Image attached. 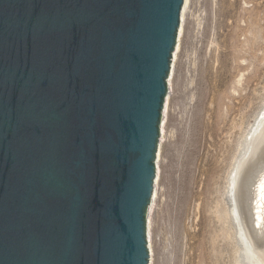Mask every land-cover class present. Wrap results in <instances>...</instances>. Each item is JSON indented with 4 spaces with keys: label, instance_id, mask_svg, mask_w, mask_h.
I'll use <instances>...</instances> for the list:
<instances>
[{
    "label": "water",
    "instance_id": "water-1",
    "mask_svg": "<svg viewBox=\"0 0 264 264\" xmlns=\"http://www.w3.org/2000/svg\"><path fill=\"white\" fill-rule=\"evenodd\" d=\"M185 5L0 0V264H156Z\"/></svg>",
    "mask_w": 264,
    "mask_h": 264
},
{
    "label": "rangeland",
    "instance_id": "rangeland-1",
    "mask_svg": "<svg viewBox=\"0 0 264 264\" xmlns=\"http://www.w3.org/2000/svg\"><path fill=\"white\" fill-rule=\"evenodd\" d=\"M179 43L156 264H243L233 200L264 257V189L256 198L264 171V0H189ZM233 168L237 182L228 194Z\"/></svg>",
    "mask_w": 264,
    "mask_h": 264
},
{
    "label": "bare ground",
    "instance_id": "bare-ground-1",
    "mask_svg": "<svg viewBox=\"0 0 264 264\" xmlns=\"http://www.w3.org/2000/svg\"><path fill=\"white\" fill-rule=\"evenodd\" d=\"M188 1L189 0H186V5H185V9H186V7H187V4H188ZM184 12H185V10H184ZM183 18H184V15H183ZM182 29H183V20H182V25H181V31H180V35H181V33H182ZM180 42V36H179V41H178V46H177V51H178V49H179V43ZM176 51V52H177ZM174 68V67H173ZM172 74H173V72H172ZM172 78V77H171ZM250 131H252V129L250 130ZM264 144V143H263ZM250 144H249V141L246 143V148H248V146H249ZM264 148V145H262V147L259 149V154L260 153H262V151L264 150L263 149ZM259 154H258V156H259ZM261 155V154H260ZM264 155V154H263ZM262 155V156H263ZM257 156V155H256ZM257 156V157H258ZM235 169L236 168H233V169H231L232 171H231V174H230V176H228V187H230V189H232L236 184V179H237V174L235 173ZM259 176V175H258ZM262 177H261V179H259V183H258V185H257V194H256V198L258 197H260L261 195V191L264 189V171H263V175H261ZM235 189V187L233 188V190ZM234 192V191H233ZM232 192V194H234ZM262 193H263V191H262ZM231 194V197H233V195ZM262 196H264V195H262ZM261 196V197H262ZM257 198V199H258ZM263 198V197H262ZM231 199V198H230ZM234 198H232V200H233ZM231 200V201H232ZM264 200V199H263ZM255 201H256V199H255ZM257 201H260V199L259 200H257ZM256 201V202H257ZM262 202V201H261ZM260 202V203H261ZM264 203V202H263ZM257 204V203H256ZM258 204H259V202H258ZM257 204V205H258ZM260 205V204H259ZM237 206V203L235 204V201L233 200L232 201V204H231V206H229L230 208H229V215H230V217L233 219V221H234V223H235V231H236V237L235 238H237L236 240L238 241V248H239V250H240V258L242 259V262H243V264H264V257H259L258 255H257V253H256V251H254L255 249H253V243L251 244V241H250V236H249V240L247 239V236H246V234L244 233V230H245V228H244V230H243V228H242V225H241V221H240V214L238 213V206ZM261 206V205H260ZM260 208V207H259ZM264 208V205L262 204V207H261V212L260 213H262V215H263V209ZM257 211V214H259L258 213V210H256ZM256 215V214H255ZM260 216H261V214H260ZM258 217V216H257ZM262 217V216H261ZM255 219H256V217H255ZM260 219V218H259ZM242 220V219H241ZM262 220V219H261ZM256 222V221H255ZM243 223V222H242ZM262 225V224H261ZM243 227H244V225H243ZM259 232V231H258ZM263 233V232H262ZM237 243V242H236ZM255 247V246H254ZM257 250V249H256ZM258 254H261V253H258Z\"/></svg>",
    "mask_w": 264,
    "mask_h": 264
}]
</instances>
